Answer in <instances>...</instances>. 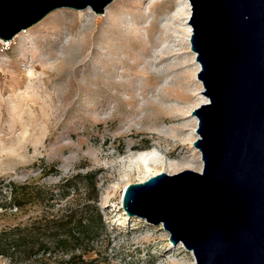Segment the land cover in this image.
Masks as SVG:
<instances>
[{
    "label": "rangeland",
    "instance_id": "rangeland-1",
    "mask_svg": "<svg viewBox=\"0 0 264 264\" xmlns=\"http://www.w3.org/2000/svg\"><path fill=\"white\" fill-rule=\"evenodd\" d=\"M190 9L188 0H114L101 15L60 8L21 38L0 40V230L42 212L4 208L11 182L50 187L91 173L106 227L102 264H195L181 243L167 250L161 225H136L121 206L125 188L147 174L137 153L185 164L167 175L203 170L191 113L208 99L190 49Z\"/></svg>",
    "mask_w": 264,
    "mask_h": 264
},
{
    "label": "water",
    "instance_id": "water-1",
    "mask_svg": "<svg viewBox=\"0 0 264 264\" xmlns=\"http://www.w3.org/2000/svg\"><path fill=\"white\" fill-rule=\"evenodd\" d=\"M114 0H0V40L54 10ZM190 49L208 99L198 120L201 172L161 173L128 185L121 206L136 225H161L195 264H264V0H188Z\"/></svg>",
    "mask_w": 264,
    "mask_h": 264
},
{
    "label": "trees",
    "instance_id": "trees-1",
    "mask_svg": "<svg viewBox=\"0 0 264 264\" xmlns=\"http://www.w3.org/2000/svg\"><path fill=\"white\" fill-rule=\"evenodd\" d=\"M96 185L91 173L50 187L8 184L4 208L36 205L42 212L28 225L0 230V259L10 264H102L96 247L106 227L96 206Z\"/></svg>",
    "mask_w": 264,
    "mask_h": 264
},
{
    "label": "bare ground",
    "instance_id": "bare-ground-1",
    "mask_svg": "<svg viewBox=\"0 0 264 264\" xmlns=\"http://www.w3.org/2000/svg\"><path fill=\"white\" fill-rule=\"evenodd\" d=\"M186 4H187V2H186ZM187 9H189V8L187 7ZM186 15L188 17L189 16V12H187ZM57 16L58 15H54L52 18H56ZM187 34H188V37H189L190 36V28H187ZM20 36L21 35L19 33L17 36H14L13 40L18 39V38H21ZM84 52L85 51H83L81 53V55H80L81 57H83V56L85 57L86 54ZM93 52H94V50L92 51V53ZM167 53H169V52H167ZM159 56H160V58L163 59L165 57L164 52L161 53ZM186 111H188L187 108H176V112L177 113H175V114L176 115L177 114L179 115L180 113H183V112H186ZM175 120H176L175 118H169V122H172V121H175ZM182 126H184V125H182ZM180 132H181L180 126H177V127L174 128V132L173 133L171 132L172 135H170V136H172L173 138L174 137L175 138H177V137L179 138ZM192 138H194V137H192ZM174 150L175 149L169 151L167 154L169 156H173V154L175 152ZM134 157L138 161V163L141 165V167L144 170H146V172H147L146 175H144L143 177H141V180H140L141 182L140 183H144L149 178L154 177V176H157V175H159V174H161L163 172L176 173V172L180 171L181 169H184V165H185V164L183 165V164H180V163L171 162V161H169V159H167L168 157L167 158H157L155 156H152L151 151H149V150L148 151H144V152L137 153V154L134 155ZM151 171H154V172L151 174ZM185 264H187V263H185Z\"/></svg>",
    "mask_w": 264,
    "mask_h": 264
}]
</instances>
